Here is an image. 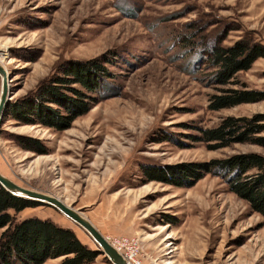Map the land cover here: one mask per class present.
<instances>
[{
	"label": "rangeland",
	"instance_id": "1",
	"mask_svg": "<svg viewBox=\"0 0 264 264\" xmlns=\"http://www.w3.org/2000/svg\"><path fill=\"white\" fill-rule=\"evenodd\" d=\"M242 37L264 43V0H0V62L11 77L5 109L40 102L72 66L107 73L95 76L99 91L90 95L98 102L65 130L3 112L0 173L81 211L110 242L137 240L140 264H264V218L222 177L209 173L192 188L151 180L177 163L264 154L248 143L210 150L194 138L223 117L264 113V100L208 107L218 92L209 49ZM237 80L236 89L264 90V58ZM2 83L0 76V94ZM23 137L41 149L30 150ZM36 215L100 248L54 207L17 217ZM106 257L95 264H111Z\"/></svg>",
	"mask_w": 264,
	"mask_h": 264
},
{
	"label": "trees",
	"instance_id": "2",
	"mask_svg": "<svg viewBox=\"0 0 264 264\" xmlns=\"http://www.w3.org/2000/svg\"><path fill=\"white\" fill-rule=\"evenodd\" d=\"M259 58H264V43L249 37H242L231 46L220 44L209 49L205 63H209L213 69L209 74L210 83L216 85L218 91L209 96L210 110L220 111L264 100V90H251L246 84L243 88L232 87L243 84L237 80L238 73L250 70ZM89 73L90 70L83 64L72 66L58 79L60 84L46 88L40 102L20 100L14 105L10 104L4 114L28 125L40 124L61 130L70 128L76 119L90 112L98 102L96 97L90 95L99 91L100 84H96L95 76L101 78L107 75L97 68ZM79 83L84 90L73 87ZM68 89L73 93H69ZM52 104L66 111L61 112ZM220 122L214 127L198 128L200 135L194 138L205 143L210 150L239 143L264 148V113L226 116ZM23 138L22 143L29 145L30 150L41 149L37 139ZM158 172L151 180L184 188H192L209 173L220 176L231 192L247 200L253 213L264 218V154L261 152L239 153L207 162L177 163ZM41 205L46 204L17 196L0 184V264H44L53 258H62L57 264L95 263L101 254L83 243L71 227L37 215L18 219V214L23 210Z\"/></svg>",
	"mask_w": 264,
	"mask_h": 264
},
{
	"label": "water",
	"instance_id": "3",
	"mask_svg": "<svg viewBox=\"0 0 264 264\" xmlns=\"http://www.w3.org/2000/svg\"><path fill=\"white\" fill-rule=\"evenodd\" d=\"M0 76L2 78V90L0 94V122L3 117L4 109L9 101V87L10 75L7 68L0 62ZM0 184L10 192L17 196H23L33 201H38L62 212L69 217L73 222H76L82 229H85L94 241L100 247L98 249L100 254L108 257L111 264H129L124 256L118 252L108 241L106 237L96 228L92 221H90L83 213L73 206L64 203L61 199L53 194H47L37 190H31L21 185L16 184L9 177L0 173Z\"/></svg>",
	"mask_w": 264,
	"mask_h": 264
},
{
	"label": "built area",
	"instance_id": "4",
	"mask_svg": "<svg viewBox=\"0 0 264 264\" xmlns=\"http://www.w3.org/2000/svg\"><path fill=\"white\" fill-rule=\"evenodd\" d=\"M110 243L118 252H120L124 256L129 264H140V260L138 258L139 246L137 240L122 238Z\"/></svg>",
	"mask_w": 264,
	"mask_h": 264
},
{
	"label": "crops",
	"instance_id": "5",
	"mask_svg": "<svg viewBox=\"0 0 264 264\" xmlns=\"http://www.w3.org/2000/svg\"><path fill=\"white\" fill-rule=\"evenodd\" d=\"M91 221V220H90ZM94 224V223H93ZM95 225V224H94ZM96 226V225H95ZM98 229V228H97ZM99 230V229H98ZM60 258H53V259H51L52 261H54V260H59ZM97 261H99V259L97 260ZM93 264H95V263H93Z\"/></svg>",
	"mask_w": 264,
	"mask_h": 264
},
{
	"label": "bare ground",
	"instance_id": "6",
	"mask_svg": "<svg viewBox=\"0 0 264 264\" xmlns=\"http://www.w3.org/2000/svg\"><path fill=\"white\" fill-rule=\"evenodd\" d=\"M6 54V53H5ZM3 58V57H2ZM5 66V65H4Z\"/></svg>",
	"mask_w": 264,
	"mask_h": 264
}]
</instances>
